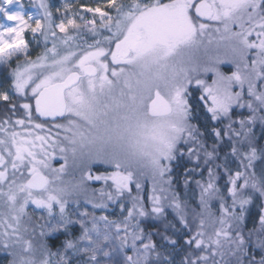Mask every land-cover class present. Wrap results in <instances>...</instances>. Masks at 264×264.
<instances>
[{
  "label": "snow or ice",
  "instance_id": "1",
  "mask_svg": "<svg viewBox=\"0 0 264 264\" xmlns=\"http://www.w3.org/2000/svg\"><path fill=\"white\" fill-rule=\"evenodd\" d=\"M32 2L42 15L26 13L21 0H0V16L9 22H0V65L11 69L6 87L0 84V101L13 115L24 113L14 122L7 116L0 120V237L11 264H176L177 247L188 249L179 264H244L247 206L257 194L264 198V146H257L253 133L257 121L264 126V0H97L80 4L79 11L65 0L59 23L46 0ZM26 31L43 37L35 59ZM226 59L235 65L230 75L219 68ZM207 73L213 74L211 84L201 78ZM193 84L210 120L224 127L201 132L193 123L198 119L189 91ZM237 108L250 114L233 119ZM48 121L65 133L62 141L33 131H50ZM206 133L214 138L211 145ZM225 143L230 152L216 163ZM182 145H189L187 155L198 168L202 162L208 176L196 181L200 211L192 215L198 228L183 245L168 235L176 224L167 220L164 203L188 228V205L171 175L173 161L185 155ZM56 147L64 160L59 168L51 165ZM68 153L75 167L99 162L114 170L95 176L85 171L81 182L70 186L62 180ZM230 158L239 164L234 172ZM192 171L186 170L185 185ZM222 176L226 193L218 186ZM144 177L153 182L150 211L141 195ZM85 180L110 181L114 189H101L99 203L86 197L94 209L108 207L105 197L115 202L127 194L131 207L120 206L127 215L110 220L83 211L73 220L69 198L86 191ZM213 200L220 201L219 217L211 211ZM30 205L47 214L45 223L37 224L41 237L67 234L77 224L80 235L55 252L47 241L35 245L22 223ZM149 217L159 224L154 233L141 227ZM259 222L258 246L264 248V210ZM153 235L164 242L163 252Z\"/></svg>",
  "mask_w": 264,
  "mask_h": 264
},
{
  "label": "trees",
  "instance_id": "2",
  "mask_svg": "<svg viewBox=\"0 0 264 264\" xmlns=\"http://www.w3.org/2000/svg\"><path fill=\"white\" fill-rule=\"evenodd\" d=\"M87 38L89 39V41H91V39H92L90 36ZM253 39H254V37H253ZM205 42H207V41H205ZM43 48H44V45H43ZM43 48H42V51H43ZM251 58H253V57L250 56V59ZM219 68H220V71L223 72L225 75H230L232 73V71H235V65L230 63V62H227V59L224 63H221L219 65ZM201 78L205 79L207 83L211 84L212 79H213V74L212 73L202 74ZM246 87L247 86L245 85V89H246ZM234 90L239 91L240 89L238 86H236ZM189 91L192 92V102L194 100L198 101V97L201 94V90L199 88H197L195 86V84H193L190 87ZM205 113H206V115H210L209 113L206 112V110H205ZM249 114L250 113L246 108L245 109L237 108L234 110L233 119L238 120L241 117H246ZM22 117H23V115L19 118H22ZM36 122H37V120H36ZM63 123H66V121H63ZM193 123H197V122L193 121ZM226 123H227V121H225V124ZM213 125L216 127H224V125L216 124L215 122H213ZM236 127L238 128V125H236ZM14 128H15V130L20 129L19 126H15V125H14ZM200 129H201V132H205V130L201 126H200ZM57 133H58V135H57ZM253 133H254L255 138H256L257 146L258 147L264 146V126H262L259 123V121H257V123L253 126ZM64 134L65 133L62 130H60V131L54 130V132L48 131V133H46V136H50L53 140L62 141ZM205 140L209 145H211L213 143L214 138L212 136L210 138L209 136H207V133H206ZM60 146H66V145L61 143ZM188 147H189V145H182L181 146L185 155L183 157L178 158L176 161H173L172 173H171L173 180L175 181V183L173 185L174 190L180 194L181 200L186 201L187 205H188V208H187V211H188V217L187 218H188V223H189L188 228H184L183 225L178 223V217H176L175 212L169 206V202L168 201L164 202L166 205L165 214H166L167 220L171 223L176 224L175 230H170L168 232V235H170L173 239H178L180 241L181 245H183V241L185 239H187L189 236L193 235L197 231V228H198L199 221H198V219H194L193 215H192L193 210H195L197 212L200 211V207H199L200 188L197 186L196 181L200 180L203 183V182H206L207 178H208L207 169L203 166V163L201 162V167L198 168V167H196L195 157L190 159L189 156L187 155V148ZM49 150L51 151V148ZM225 152H230V148L228 147L227 143H225L224 147L221 150V153H220L221 160H218L216 163H223V155ZM62 155L63 154L59 152V147H56L55 151H54V164L58 165L59 167L62 164H64V160L61 158ZM68 159H69V163L67 165V170L62 175V178L65 179V177L71 176V175H68V173L76 174L78 176V180L74 181L75 184H78L81 182L85 171H88L93 176H95V175H104V174H107V173L114 170L111 166L103 164V163H99V162L92 163L87 168L75 167L72 163V158H71L70 153H68ZM228 164H229V167L233 170V172L239 168L238 161L235 160V158H230L228 161ZM190 169L193 170L192 175L188 177V180L190 181V183L188 185H185V182H184L185 181V173H186V170H190ZM239 170L243 171L242 168H240ZM221 171H222V169H221ZM226 181H227V176H222L218 182V186H220L221 190L224 191L225 193H226V187H225ZM110 184H111V182L109 181L108 185H110ZM108 185H106L104 181H96V180L88 181V180H85V181H83V187L85 189H89V190H86V192L88 193L87 194L88 196H83V197H93L94 196L95 199H101L99 196V191L101 189H103L105 191H114V189L110 188ZM142 185H143V191L141 192V195L143 196V198H145L146 203H144V204H146V208L148 209L151 207V204H150V201L148 200V197L152 193L153 182H152L150 177H144V178H142ZM89 191H92V192H89ZM80 195H81V193L79 194L78 197H80ZM132 195L133 196L136 195V189H135L134 185L132 186ZM165 195H170V192L165 193ZM125 197H126V199L129 198L127 196V194L125 195ZM125 197H123V198H125ZM103 199H106V197ZM120 199H122V198H118L115 202L108 201L106 203L108 205L107 208H105L104 210L97 209V210H95V213H101L102 211H104V212L108 211L109 213H111V212L115 211L116 206L117 205L119 206V203L121 201ZM129 201L127 202V206L131 207V202H129ZM230 202L231 201L229 200L228 203H230ZM211 204H212V208H211L212 213L216 217H219L221 215L220 201L213 200L211 202ZM263 208H264V198H260L258 194L254 197L253 203L251 205L247 206V211L249 210V214H251L252 210L255 211V213H254L255 219L252 222H249L248 218L250 217V215H246V213H247V211H246L244 224L242 227L243 234H244L245 239L247 241V244H246L247 255L243 258L244 264H249V262L253 261V260L255 261V264H259V261L261 260V258H264V248H261L258 246V240H257V237L260 234L259 217L262 214V210H264ZM205 218L207 219V217H205ZM154 219L155 218H153V217L142 219L141 227H143L145 229L146 233H150V232L154 233L159 228V224L157 223V220L156 219L154 220ZM144 222H149V224L145 225ZM144 225H145V227H144ZM216 227H219L218 223H217ZM205 230H206V232H208L210 234V232H211L210 228H206ZM76 235H77L76 229H71V231L69 232V235L67 234V236H66V234L59 233L55 238L45 239V241H47L48 246H49L50 250L52 251L57 246L62 245L66 239L74 238ZM152 239L156 242V244L158 245V248H161L160 246L162 244H164V242L161 240L160 236H158V235H153ZM177 249L181 250L183 255L188 250L186 247L185 248L177 247ZM127 253H129V252H127ZM216 259L219 260L220 258L216 257Z\"/></svg>",
  "mask_w": 264,
  "mask_h": 264
},
{
  "label": "rangeland",
  "instance_id": "3",
  "mask_svg": "<svg viewBox=\"0 0 264 264\" xmlns=\"http://www.w3.org/2000/svg\"><path fill=\"white\" fill-rule=\"evenodd\" d=\"M21 2L27 8V10H25L26 13H31L33 15H42V11L38 8L37 4L32 2V0H21ZM68 2L73 4V6H74L73 10L74 11H79V5L80 4L95 5L97 0H68ZM28 3H30V5ZM46 3H48L50 6V10L53 13L54 20L56 21V23H59L60 19L63 18V5L65 3V0H46ZM57 8H60L61 12H57L56 11ZM0 22L9 23L7 21H4L2 16H0ZM58 35H60V34L58 33ZM25 40L28 41V43H29V52H30L31 57L33 59H35L36 55L41 53V51H42V48L44 45L43 37L37 33L35 38H34L33 34L30 31H26L25 32ZM48 47H51V41L48 42ZM12 67H15V63L12 64ZM10 71H11L10 68H5L3 65H0V84L4 85L5 87L8 83V81H5L4 77L7 76ZM0 90H4V89L0 88ZM192 103L197 105L198 119L194 120V121H196L204 130L208 129V132L210 133L211 127L214 126L213 122H211V120H210V115H206L205 109L202 107V105L198 101L197 102L193 101ZM50 131L54 132V130H50ZM207 136H209L211 138L210 134H207ZM51 165L53 168H59L58 165L54 164V159H52ZM68 175H71V176H67V177H65V179L62 178V180L70 186L74 185L75 184L74 181L78 180V176L76 174H70V173H68ZM86 190H89V189H86ZM89 192H92V191H89ZM87 194L88 193L86 191H84V192H81V195L78 198L77 197L69 198V205L67 208V212L73 220L78 219V213L83 212V211H88L89 213L94 214L97 217L102 216V215H106V216H108V218L110 220H120V219H123V216L127 215L126 211H124V213L121 212L120 206H121V204H123V205H125V208H127L128 207L127 202L129 200H130L129 202H131V199H129V198L126 199V197L120 199L121 201L119 203V206L117 205L115 211H113L111 213H109L108 211H107L108 213L104 212V211H102L101 213H95V210H97V209H100V210H104V209H101V208H95L94 209L92 207V204L87 202L86 197H83V196H88ZM77 200H78V203L76 202ZM95 200L97 203L101 202V199H95ZM103 202L107 203L108 200L103 199ZM143 202L146 203L145 198H144ZM145 206H146V204H145ZM147 210L150 211V208H148ZM56 211L58 213V208L56 209ZM27 212H28V216L25 217L24 221L22 222L29 228V233H26L25 237L33 239V242L35 245H39L40 243L44 242L45 239H53L59 234V233H55L51 236L41 237L40 236L41 229L39 227H37V224L43 225L45 223V220L47 218L46 212H44L42 210L35 209V206H33V205L29 206V208L27 209ZM254 213H255L254 210H252L251 214H249V210L247 211L246 215H250V217L248 218L249 222H252L255 219ZM28 217H31V221L28 220ZM42 217H44V219H42ZM144 224L148 225L149 222H144ZM145 225H144V227H145ZM33 229H35V231H33ZM71 229H76V231H77V235L74 238H76L80 235V229H79L78 224L73 225ZM67 234L69 235V233H67ZM67 234H66V236H67ZM3 242H4L3 237H0V264H11L13 257L8 254V250H5L2 247ZM145 242H147V241H145ZM129 243H131V241H129ZM139 244H140V242L137 241L138 246H139ZM60 246L61 245L57 246L52 251L53 252L57 251V249L60 248ZM159 249L161 252L164 251V248H162V247ZM127 252H129L128 253L129 255L133 254L131 247H129L127 249ZM182 256H183L182 251L176 249V253H174V259L176 261V264H179V261H180ZM41 258L42 257L39 256V254H38L37 259L39 260Z\"/></svg>",
  "mask_w": 264,
  "mask_h": 264
},
{
  "label": "flooded vegetation",
  "instance_id": "4",
  "mask_svg": "<svg viewBox=\"0 0 264 264\" xmlns=\"http://www.w3.org/2000/svg\"><path fill=\"white\" fill-rule=\"evenodd\" d=\"M194 101H197V100H194ZM32 103H33V101H32ZM8 107H9L8 104H6L3 101H0V120H3L7 116V117H10L11 120L14 122L15 119H17V118L21 117L22 115H24V113H23L22 110H18L16 112V114L13 115L12 113H10V112L7 111V108ZM63 121L64 120H57L56 123H63ZM37 122L38 123H43L44 121L43 120H40V119H37ZM11 127H14V124ZM46 128L47 129H50V130H57L56 128L52 127V122L51 121H48L46 123ZM10 130H11V128H10ZM16 131H22V129L20 128V129H18ZM33 131H35L39 135H45V136H46V133H48V131H43L42 132L40 130H35V129H33ZM58 131H60V130H58ZM0 135H3V134L0 133Z\"/></svg>",
  "mask_w": 264,
  "mask_h": 264
},
{
  "label": "bare ground",
  "instance_id": "5",
  "mask_svg": "<svg viewBox=\"0 0 264 264\" xmlns=\"http://www.w3.org/2000/svg\"><path fill=\"white\" fill-rule=\"evenodd\" d=\"M30 5V3H28ZM25 10H27V8L25 7Z\"/></svg>",
  "mask_w": 264,
  "mask_h": 264
},
{
  "label": "water",
  "instance_id": "6",
  "mask_svg": "<svg viewBox=\"0 0 264 264\" xmlns=\"http://www.w3.org/2000/svg\"><path fill=\"white\" fill-rule=\"evenodd\" d=\"M33 104H34V101H33ZM40 120H42V119H40ZM58 120H60V119H58Z\"/></svg>",
  "mask_w": 264,
  "mask_h": 264
}]
</instances>
